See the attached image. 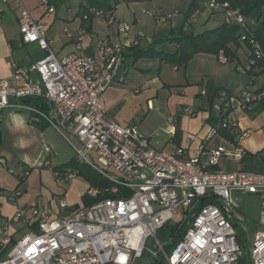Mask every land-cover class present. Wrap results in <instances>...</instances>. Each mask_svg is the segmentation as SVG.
I'll use <instances>...</instances> for the list:
<instances>
[{
	"label": "built area",
	"instance_id": "2783aa9c",
	"mask_svg": "<svg viewBox=\"0 0 264 264\" xmlns=\"http://www.w3.org/2000/svg\"><path fill=\"white\" fill-rule=\"evenodd\" d=\"M0 1L6 4L9 0ZM48 1L42 0L47 11L53 12ZM16 2L21 40L35 44L44 54L27 67L12 63L10 79L0 77V111H22L55 129L70 124L74 139L66 140L74 157L111 186L110 196L80 205L64 216L50 208L28 213L18 207L10 216L0 217V264H136L145 253L153 264L156 260L157 264H241L243 250L238 237L243 236L235 225L241 215L233 192L259 196L258 229L247 252V264H264V174L205 169L198 156L184 157L181 148H155L135 124L111 119L103 95L122 63L124 47L96 39L90 55L81 54L78 43L75 52L58 57L42 23L21 0ZM202 5L226 24L240 27V41L251 56L248 66L264 58L261 43L248 33L246 19L238 10L220 0H202ZM93 14L108 23L114 21L108 12L93 10ZM82 19L87 20L88 14ZM116 27L128 29L122 22H116ZM64 34L71 36L68 30ZM219 61L224 63V57L219 56ZM21 97L43 99L46 110L18 103ZM217 97L220 126L238 128L231 113L256 109L264 102V86L243 88L233 95L220 90ZM184 111L189 112L187 108ZM216 135L217 128L212 126L206 137ZM247 135L246 130L240 131L237 140ZM245 154L238 144L229 150L217 146L207 152L206 163L216 165L221 157L240 160ZM0 164H4L2 158ZM86 192L95 197L98 189L90 186ZM19 194L16 190L11 196ZM200 200L205 203L198 205ZM57 203L60 209L66 208L62 199ZM183 209L187 210L182 216L186 228L166 251L157 232ZM152 244L155 250H150Z\"/></svg>",
	"mask_w": 264,
	"mask_h": 264
},
{
	"label": "crops",
	"instance_id": "0c3cea01",
	"mask_svg": "<svg viewBox=\"0 0 264 264\" xmlns=\"http://www.w3.org/2000/svg\"><path fill=\"white\" fill-rule=\"evenodd\" d=\"M21 1L30 11L31 16L42 23L45 35L50 42V47L58 57L75 52V46L78 43L81 45L79 52L83 55H90L96 39H103L111 45H121L124 47V50L136 43L144 46L155 40L146 37L140 31L136 11H149L140 6L146 3L151 7H155L160 3L157 0H147V2L143 0L125 1L128 16H117L116 6L113 12H109L114 20L113 23H108L104 17L92 14L93 10H96L93 7L88 8V12L91 15H89L87 20H83L80 13L84 7L88 6L86 0L84 5L80 2L73 8L64 4L68 0H60V5H57V0H49L48 4L53 6V12L47 11L42 0ZM202 13L204 11L201 13L196 12L189 18L198 20L202 17ZM7 15L11 16L14 21L11 22V20H8L2 22V18L6 19ZM212 15L217 16L215 17L216 19H213L215 25L219 24L221 17L218 14ZM150 16L155 17L156 15L153 14ZM76 17L79 18L78 21H76ZM197 17L199 18L197 19ZM7 19L9 18L7 17ZM184 21L185 26L190 28L193 22L188 20ZM19 22L16 0H9L6 4L0 1L1 78L10 79L12 63L17 66L27 67L44 54L35 44L22 43L20 41L18 31ZM116 22L127 24L128 29L126 31L118 30ZM73 23L74 27L69 30L67 26ZM207 24L206 20H203L198 27L201 28L200 30H203L208 28L206 27ZM198 27L191 26L190 29L198 31ZM64 30H68L71 36H66ZM10 42L13 49L9 45ZM21 49L24 50L21 51ZM240 49H243L245 52L247 61V48L242 45ZM210 58L216 61L217 70L222 71L225 75L229 74L231 70L240 69L244 72L246 78L245 83L239 91L243 88L253 90L264 86V79L263 81H259L264 76V72L257 75L255 73L258 71L253 70L250 75H247L246 70L249 68L248 61L247 65L244 66L241 64L239 57L234 63H221L212 55L198 54L184 67L180 68H173L168 64L160 62L158 59L149 58L157 61L159 67L153 76L151 75L142 82H138L135 79L137 71L142 73L143 71L149 70L150 72L154 70L155 66L151 64L137 65V61L132 60L131 57L123 56L122 63L115 73L112 83L103 95L105 112L111 119L119 123L135 124L138 130L148 138L150 144L155 148L167 151L181 148L184 157L198 156L200 164L205 169L224 171L235 169L249 170L247 168L254 165L249 162L250 158L248 157L255 156L261 151L264 152V102L254 110H234L231 113V116L238 122L237 131L246 130L248 132L246 137L239 140L236 139L237 144L247 153L251 154V156L243 157L240 160L221 157L218 163L213 166L206 163L207 152L209 150L217 146H222L226 150H229L233 145L219 135L211 138L206 137L208 129L217 124L220 100L218 97H215L211 101L208 100L206 96L201 94V90L207 87H219L235 94L228 86L217 83L216 80L211 83L204 81L207 78L206 75L202 72V69L196 67L199 66L198 61H210ZM161 65L169 66L175 71L184 68L181 78L177 81L179 90L183 88L186 91L193 82H200L198 83L199 92L196 95H199L201 100L196 105V108L180 104L179 109L174 113H169L168 117L159 124L158 130H149L139 127L136 119L138 118L137 116L142 115L140 114L141 101L147 100L148 104L150 97L157 96V90L164 84L160 78ZM139 76L142 77L143 74H139ZM136 99L138 103L135 104L134 102V105L133 101ZM185 108L191 110L188 109L189 112H185ZM28 118L29 115L22 111L12 109H3L0 111V158L4 160V164H0V167L8 169L15 179L14 181L8 180V175L0 171V217L10 216L18 207L24 208L28 213L34 210L50 208L58 216H64L82 205V202L80 204L73 203V199L68 196L67 191L60 186L61 182H67L72 175L68 177H57V173L55 174L51 170V167L62 165L74 157V152L66 140V138L70 140L74 139L72 131L70 130V124L67 123L60 129H55L45 124L40 129L36 124L29 123ZM45 148H48V150ZM225 159L230 162L225 163ZM25 170H27L26 175L20 179V176ZM33 172H35L34 176L31 177ZM35 177L39 183L35 182ZM42 189L45 192L48 191L49 196L48 194H43ZM16 190H19L20 194L12 197V193ZM58 199H62L65 202V209H60L57 203ZM14 229L19 230L17 227ZM241 240L245 242L244 238H241Z\"/></svg>",
	"mask_w": 264,
	"mask_h": 264
},
{
	"label": "rangeland",
	"instance_id": "374dc122",
	"mask_svg": "<svg viewBox=\"0 0 264 264\" xmlns=\"http://www.w3.org/2000/svg\"><path fill=\"white\" fill-rule=\"evenodd\" d=\"M147 2V0H143ZM159 1V5L155 7H151L148 4H144L143 9H148L152 15L155 14L156 16H150L145 13V10H137L136 11V18L137 22L140 27V31L146 37H150L152 39H160L169 34L171 30L177 31L184 23H185V14L187 12L189 4L193 0H157ZM199 2V0H197ZM85 4V0H68L64 4L73 8L76 7L79 3ZM61 1L57 0V5H60ZM70 4V5H69ZM204 13H202V17L198 19H190L188 21L193 22L191 24L192 27H198L201 25L203 20H206L208 23L206 27H212L215 25L213 19H216L213 16L209 9L205 8ZM200 11L199 13H201ZM211 12V13H210ZM117 16L119 17H126L128 16V10L126 9V2L124 0H120L119 4L117 5ZM216 15V14H214ZM207 16V17H206ZM7 17L9 19H7ZM6 19L2 18V22L14 19L7 15ZM206 17V18H205ZM79 18L76 17V21ZM196 20V21H195ZM157 24V26H156ZM156 26V27H155ZM190 26V28H191ZM74 27V23L68 25L67 28L71 30ZM201 28H197L199 31ZM164 51H172L174 49V44L163 42L159 46ZM24 49H21L23 51ZM41 53V52H40ZM238 57L242 65L246 66V55L243 49H239ZM200 58V57H199ZM137 65H154V70L150 71H143L142 73L138 72L135 75V79L138 82H142L143 80L149 78L151 75L155 74L157 68L159 67L157 61L154 59L149 58H139L136 60ZM199 69H202V72L206 75V79L204 80L206 83H211L212 81L216 80L217 83H222L225 86H228L233 93H238L239 89L245 83V74L242 70H231L229 74H224L222 71L217 70V63L213 58H210V61L204 60L203 62L198 61ZM144 67V66H143ZM162 70L160 74V78L162 79V87L157 90V96H151L148 100L141 101V112L140 116H137L136 119L138 121L139 127H143L149 130H158L159 124L163 122L169 115V113H174L177 109L180 108L181 105H186L191 108H196V105L200 102L199 95H196L199 92V84L200 82H193L189 85L188 89L184 91L182 88L179 90L177 81L181 78L184 68H181L179 71L172 70L169 66L161 65ZM218 71V72H217ZM139 74H143V76H139ZM264 76L260 78L259 81H263ZM201 81V80H199ZM184 83V82H181ZM209 85V84H208ZM184 92V93H183ZM137 104V99L133 101V104ZM134 104V105H135ZM181 104V105H180ZM189 109V108H188ZM191 110V109H189ZM145 119L143 120V118ZM250 158L251 166L247 168L252 171H257L259 173L264 174V152L261 151L255 156L248 157ZM230 161L225 159V163H229ZM0 171L4 174L8 175V180H15L13 174H11L8 169L0 167ZM33 172L31 177L34 176ZM49 174V173H48ZM51 174V173H50ZM50 176V175H49ZM70 179L63 183L61 182L60 186L64 190L67 191L68 196L73 199V203L80 204L81 198L84 192L86 191L87 184L83 179L76 175H72L69 177ZM35 182L39 183L38 180ZM43 194H48L49 192H45L43 189L41 190ZM233 197L235 198L236 202L238 203V212L241 215V220H236L235 225L236 229L241 232L245 242V249L242 254L245 259H247V252L250 249V243L253 238L254 232L258 229V218L261 210L260 199L257 194H242V193H234ZM161 233L157 232V238L161 241ZM162 242V241H161ZM163 245H166L167 242H162ZM150 250H155L154 245H149ZM136 264H153L151 257L148 253H145L141 259L137 261Z\"/></svg>",
	"mask_w": 264,
	"mask_h": 264
},
{
	"label": "trees",
	"instance_id": "16d2710c",
	"mask_svg": "<svg viewBox=\"0 0 264 264\" xmlns=\"http://www.w3.org/2000/svg\"><path fill=\"white\" fill-rule=\"evenodd\" d=\"M124 1H135V0H124ZM228 3L229 7L236 9L240 14L244 16L248 24V33H251L262 45L264 51V0H220ZM88 6L84 7L80 15L88 14L89 7H93L96 10H102L103 12H113L116 6L119 4L120 0H86ZM205 7L202 5V0H193L187 9L185 14V20L194 15L196 12L203 11ZM93 14V13H92ZM91 17V16H90ZM240 27L235 24H226L220 21L219 24L205 28L203 30L195 31L193 29L187 28L183 24L177 31L171 30L169 34L163 38L154 40L148 45H139L138 43L130 45L125 50H123V56L131 57L132 60L136 61L139 58H155L160 62L168 64L173 68L184 67L194 56L198 54H207L214 56L218 62L219 56H223L225 59L224 63H234L237 61V52L243 46L246 47L240 41ZM20 41L24 43L21 40ZM168 42L174 44V49L172 51H164L158 46L163 43ZM10 47L12 48L11 42ZM13 49V48H12ZM250 54L248 53L249 59ZM253 70H257L255 74L264 72V58L258 59L255 66H249L246 70V74L250 75ZM208 100H213L217 97L220 90H225L219 87H207L204 89ZM227 91V90H225ZM228 92V91H227ZM228 94L233 95L228 92ZM21 104H29L42 110H46V105L43 99L38 97H21L16 100ZM219 115L217 118V124L214 126L217 128V135L231 143L233 146L237 145V138L239 131L237 128L221 127L219 122ZM29 123H34L38 128L42 129L45 121H34L32 115L28 118ZM251 156L247 153L244 157ZM51 170L56 174L57 177H68L69 175H76L83 179L87 184V187L94 186L98 189V193L95 197H91L85 191L82 195L81 202L83 206L90 205L95 201L110 196L109 187L111 183L108 182L102 175L95 171L88 164L78 160L76 157L71 158L62 165L53 166ZM27 170L23 172L20 176L22 179L26 175ZM124 192L120 190L119 194L122 196ZM205 203L204 200H200L198 205ZM187 213L186 209H183L176 219L165 223L159 232L161 235V241L167 242L163 245L165 250H169L186 228V221L182 219V216ZM238 239L241 241V248L244 252L245 244L240 237ZM158 260L154 262L157 264ZM163 263V262H162ZM160 262V264H162ZM241 264H247V259L242 256L240 259Z\"/></svg>",
	"mask_w": 264,
	"mask_h": 264
}]
</instances>
